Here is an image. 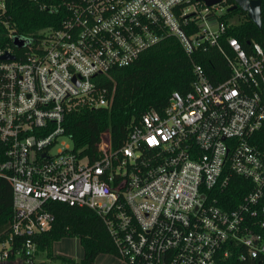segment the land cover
<instances>
[{
    "label": "built area",
    "instance_id": "1",
    "mask_svg": "<svg viewBox=\"0 0 264 264\" xmlns=\"http://www.w3.org/2000/svg\"><path fill=\"white\" fill-rule=\"evenodd\" d=\"M226 1L62 0L41 6L58 20L27 35L5 21L12 45L0 48V174L13 185L14 213L0 262L37 264L36 237L55 221L50 201L101 214L127 264H237L229 261L264 254V147L252 141L264 127V45L226 36L235 23L221 18ZM6 12L0 0V18ZM168 36L192 57L217 46L230 76L214 83L194 61L190 89L134 119L121 146L110 132L96 156L61 141L68 113L111 103L115 88L101 83L113 68ZM233 175L252 188L230 208L219 192Z\"/></svg>",
    "mask_w": 264,
    "mask_h": 264
},
{
    "label": "trees",
    "instance_id": "2",
    "mask_svg": "<svg viewBox=\"0 0 264 264\" xmlns=\"http://www.w3.org/2000/svg\"><path fill=\"white\" fill-rule=\"evenodd\" d=\"M62 0H5L7 12L0 18V48L12 45L8 35L7 20L17 35L31 34L45 26L54 24L59 16L43 9V4L59 3ZM227 11L222 20L230 22L238 16V22L226 29V36L237 37L245 48L254 41L264 45V0H262V27L250 19L240 7L230 10L234 0H227ZM20 37V36H19ZM222 43L229 50L226 39ZM195 59V60H193ZM194 61L201 63L210 80L221 82L231 74L230 64L217 46L207 50H198L194 56L188 55L181 42L174 36H168L161 42L145 50L133 64L115 67L112 77H104L101 85L113 88L112 101L107 106L83 107L68 113L65 118V133L70 137L75 149L96 156L98 144L104 133L110 132L114 147L121 146L134 119L149 109L161 111L167 105L173 91L187 92L195 79ZM261 148L264 147V127L252 138ZM6 160L4 148H0V165ZM250 181L239 175H233L228 186L219 192L221 204L236 206L251 190ZM13 185L0 174V241L7 237V230L14 213ZM49 209L55 215L53 227L36 237L37 256L45 253L47 257L61 261V264H96L102 254L118 256L116 245L97 211L66 202L50 201ZM63 238H78L83 247L80 260L54 252L55 242ZM21 240L16 246L21 245ZM229 262L237 264H264V254L256 259L239 260L234 256Z\"/></svg>",
    "mask_w": 264,
    "mask_h": 264
},
{
    "label": "rangeland",
    "instance_id": "3",
    "mask_svg": "<svg viewBox=\"0 0 264 264\" xmlns=\"http://www.w3.org/2000/svg\"><path fill=\"white\" fill-rule=\"evenodd\" d=\"M233 20L238 22V16L233 18ZM61 141L66 142L71 146L73 145V142L69 137H61ZM54 250L57 254L75 258L76 260H80L83 256V247L78 238H63L56 242ZM35 261L37 264H61V261L49 258L45 253L39 254ZM97 262L98 264H127L117 256L106 253L100 254L97 258Z\"/></svg>",
    "mask_w": 264,
    "mask_h": 264
},
{
    "label": "water",
    "instance_id": "4",
    "mask_svg": "<svg viewBox=\"0 0 264 264\" xmlns=\"http://www.w3.org/2000/svg\"><path fill=\"white\" fill-rule=\"evenodd\" d=\"M221 0H205L207 5H213ZM235 4L231 6L229 9H236L240 7L244 11L247 12L248 16L251 20L255 22L258 27H262V0H234ZM14 45L17 47H23L25 45L24 39L19 36L14 37ZM2 58L14 59L15 55L13 54H5ZM0 264H24L21 261L9 260L5 262H0Z\"/></svg>",
    "mask_w": 264,
    "mask_h": 264
},
{
    "label": "crops",
    "instance_id": "5",
    "mask_svg": "<svg viewBox=\"0 0 264 264\" xmlns=\"http://www.w3.org/2000/svg\"><path fill=\"white\" fill-rule=\"evenodd\" d=\"M55 244H56V242H55ZM55 244H54V248H55ZM55 251V250H54ZM56 254H57V252H55ZM83 253H84V251H83ZM99 257V256H98ZM97 257V258H98ZM96 263L98 264V262H97V259H96Z\"/></svg>",
    "mask_w": 264,
    "mask_h": 264
}]
</instances>
